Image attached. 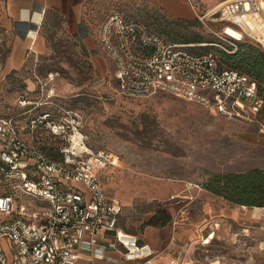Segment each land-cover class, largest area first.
I'll return each mask as SVG.
<instances>
[{"label":"rangeland","instance_id":"1","mask_svg":"<svg viewBox=\"0 0 264 264\" xmlns=\"http://www.w3.org/2000/svg\"><path fill=\"white\" fill-rule=\"evenodd\" d=\"M215 6L207 0L184 1L182 7L192 16L177 19L158 0H88L83 32L97 37L95 43L83 49L64 22H50L41 30L44 53L37 61L29 59L24 70L8 74L4 63L19 36L12 23L0 21V114L15 117L26 128L23 137L47 150L64 142L46 127L31 129L34 116L51 110L61 117L65 109L67 118L82 120L88 148L109 155L100 172L109 194L123 204L120 226L140 242L162 248L171 227L184 219L187 227L201 229V242L231 245L228 255L217 252L227 264H264V207L238 204L205 188L216 175L264 169V114L228 118L168 93L124 98L107 85L114 66L103 51L99 29L113 12L138 19L193 52L234 54L239 44L211 45L220 43L215 35L219 24H203L194 11L203 14ZM159 207L172 219L165 226L147 225ZM207 210L220 213L215 220L222 223L220 235L214 234L213 222L208 225Z\"/></svg>","mask_w":264,"mask_h":264},{"label":"built area","instance_id":"2","mask_svg":"<svg viewBox=\"0 0 264 264\" xmlns=\"http://www.w3.org/2000/svg\"><path fill=\"white\" fill-rule=\"evenodd\" d=\"M195 13L203 24H219L215 35L220 43L211 45L248 41L264 48V0H223L203 14L195 8ZM100 42L114 66L107 85L120 96L164 92L228 118H256L263 109L258 81L249 74L223 67L214 51L193 52L169 41L122 12L103 22ZM54 94L50 88L48 96ZM30 123L31 129L46 127L64 142L62 158L46 155L23 137L26 128L15 117L0 114V171L10 184L0 195V264H80L86 251L103 259V250L94 251L101 242L113 248L120 244L128 260L151 256L150 245L119 227L123 204L107 192L100 172L109 155L88 148L82 120L67 118L64 109L61 117L40 112ZM108 233L113 240L105 241Z\"/></svg>","mask_w":264,"mask_h":264},{"label":"crops","instance_id":"3","mask_svg":"<svg viewBox=\"0 0 264 264\" xmlns=\"http://www.w3.org/2000/svg\"><path fill=\"white\" fill-rule=\"evenodd\" d=\"M158 1L168 14L177 19H189L192 16V11L182 7L184 1L186 2L187 0ZM207 1L213 6L221 2L220 0ZM87 2L88 0H0V21L3 20L4 25L12 23L19 36L15 40L10 55L4 63L3 73L8 74L13 70H24L25 64L29 59L37 61L39 55L44 53L46 47V41L41 30L43 26L50 25V22H64L70 33H77L78 42L83 49H87V44L95 43L97 37L95 38L89 32H83L85 5ZM27 28L29 29L28 31H26ZM93 57L98 58L99 56L93 55ZM100 64L99 68H104L103 64ZM34 66L36 67V64ZM34 66H32V70H34ZM206 214L205 218L208 225L213 222L212 228L216 229L214 234L220 235L221 232L220 230L217 231V229L222 223L215 221L216 216L220 213L207 210ZM119 227L125 231L120 226V223ZM209 227L207 228L209 229ZM246 229L247 227H245ZM200 230V228L195 226L187 227L185 220L182 219L181 222L177 221L175 226L171 227L168 242L162 248H156L147 242H140L153 248L154 252L151 256L128 260L123 257L124 248L120 244L113 248L107 242H101L95 245L94 251L96 249L103 250L105 258L99 259L94 256L93 252L86 251L81 256L80 264H227L228 261L222 259L221 253L217 252L223 250V256L228 255L226 252H229L231 245L201 242L198 239ZM113 239L114 234L108 233L105 241ZM220 246L224 248L221 249L219 248ZM3 247L7 256H10L11 249L8 241H3Z\"/></svg>","mask_w":264,"mask_h":264},{"label":"trees","instance_id":"4","mask_svg":"<svg viewBox=\"0 0 264 264\" xmlns=\"http://www.w3.org/2000/svg\"><path fill=\"white\" fill-rule=\"evenodd\" d=\"M239 45L240 49L234 54L220 55L216 52L220 59V63L223 67L237 69L256 79L259 84L260 93L264 98V48L258 47L248 41L241 42ZM108 86L114 90V86ZM262 114H264V106L258 116ZM52 136L56 139V141L60 140L56 136ZM33 143L52 159L60 160L62 158L59 151V148L62 145L55 146L53 150H47L44 146L35 142ZM0 181L4 187V191L0 193L1 195L7 193L10 187L9 182L4 179L1 171ZM205 188L238 204L264 207L263 168L216 175L205 184ZM171 219V214H169L165 208L159 207L147 220L146 224L153 226H165Z\"/></svg>","mask_w":264,"mask_h":264},{"label":"water","instance_id":"5","mask_svg":"<svg viewBox=\"0 0 264 264\" xmlns=\"http://www.w3.org/2000/svg\"><path fill=\"white\" fill-rule=\"evenodd\" d=\"M29 29L27 28L26 31H28Z\"/></svg>","mask_w":264,"mask_h":264}]
</instances>
